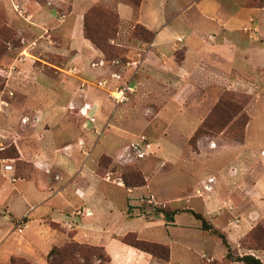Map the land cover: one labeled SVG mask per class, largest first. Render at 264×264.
Returning a JSON list of instances; mask_svg holds the SVG:
<instances>
[{"label": "rangeland", "instance_id": "1", "mask_svg": "<svg viewBox=\"0 0 264 264\" xmlns=\"http://www.w3.org/2000/svg\"><path fill=\"white\" fill-rule=\"evenodd\" d=\"M120 1L133 7L137 16L141 0H0L1 166L12 164L15 175L25 176L17 170L18 144L30 150L47 132L62 135L63 142L70 143L65 137L76 140L79 132V147L82 151L94 147L97 170L103 177L123 184L125 179L131 184L143 179V185L125 186L131 194L127 212L132 216L164 218L157 209L191 208L206 215V221L225 235L232 257L252 254L264 263V250L250 249L248 232L240 237L248 225L252 229L264 224V84L253 91L225 88L201 95L153 90L140 74L141 61L153 39L141 32L142 24L122 22L120 16L116 25L102 14L92 19L89 28L102 47L91 43L96 54L86 57L82 48L83 57L73 59V50L81 49L77 37L85 38L86 11L95 5L116 14ZM247 3L264 6V0ZM233 4L230 0V7ZM147 10L145 5L143 16L148 17ZM125 83L131 90L117 102L113 97L119 93L113 91ZM85 104L93 110L88 116L80 111ZM48 110L55 112L43 118ZM87 129L93 132L91 140L86 138ZM134 188L142 190L135 194ZM242 194L262 209L250 224L243 223L247 207ZM148 197L157 204L141 201ZM206 203L217 208L213 221L208 220L211 215H207ZM0 214H4L3 208ZM178 218L188 220L190 226L198 223L188 228L187 240H179L193 251L173 249L174 259L181 264H245L226 258L221 239L202 229L191 212L180 213ZM166 222L155 228L153 242L171 244L169 235L174 230ZM71 242L76 241L71 239L57 249ZM84 246V253L75 255L72 264L105 263L100 251L102 261L94 256L96 245ZM68 259L63 264H69Z\"/></svg>", "mask_w": 264, "mask_h": 264}, {"label": "crops", "instance_id": "2", "mask_svg": "<svg viewBox=\"0 0 264 264\" xmlns=\"http://www.w3.org/2000/svg\"><path fill=\"white\" fill-rule=\"evenodd\" d=\"M247 2L234 0L230 7V0H141L137 16L129 4L118 2L116 10L122 22L134 21L154 32L152 45L141 61L144 84L153 90L200 95L225 88L253 91L264 84V6H250ZM145 5L148 17L142 15ZM79 17L82 19V13ZM77 38L81 49L73 50V59L83 57L82 48L86 57L96 54L91 42ZM53 112L45 111L43 118H49ZM76 134V140L65 137L72 140L69 143L63 142L62 135L47 132L40 144L30 150L18 144L17 170L25 176L15 175L14 168L4 170L0 154V208L4 209V214H0V264H9L12 257L48 264L51 248L71 239L103 247L109 256V261L103 264H181L174 259L173 249L193 251L191 245L179 240H187L188 228L197 227L198 223L190 226L188 220L178 216L192 209L180 208L173 220L164 224L174 230L169 235L167 260L124 243L121 238L128 233L153 242L155 228L165 219L156 215L132 216L127 212L131 194L123 182L109 180L99 173L94 147L82 151L78 145L81 133ZM92 135L87 129L86 138L91 140ZM139 190L142 189L134 188L133 192L139 194ZM119 195L120 199L116 197ZM241 198L247 207L243 223L250 224L260 205L244 194ZM205 207L212 217L208 220L213 221L217 208L209 203ZM201 215L206 219V215ZM51 223L61 228H53ZM248 226L240 237L251 229Z\"/></svg>", "mask_w": 264, "mask_h": 264}, {"label": "trees", "instance_id": "3", "mask_svg": "<svg viewBox=\"0 0 264 264\" xmlns=\"http://www.w3.org/2000/svg\"><path fill=\"white\" fill-rule=\"evenodd\" d=\"M101 14L103 15L104 20L106 19L107 21H110V22L113 21V25L118 24V21H119L118 13L115 14L112 11H108L102 7H96L94 5L86 11V13L84 14V18H83V35L85 39L89 40L91 43H94L95 45H97V47H102V44L99 42L100 39L97 38L93 34V32L90 30L89 27H90V21L94 19L95 17H98V15H101ZM140 29H141V32L149 35L148 40H150L151 38L152 39L154 38V32L148 30L145 26L140 27ZM135 32L136 33L138 32L136 28H135ZM124 184L126 187H134V186L143 185L144 181L142 179L140 181L135 182L134 184H131L125 179ZM188 211L191 212L195 216L196 219H199L201 221L202 229L211 231L212 233L216 234L218 238L221 239L222 244L226 248V258H229L232 261H236V262H243L245 264H264L260 260V258L252 254L237 255L235 257H232L230 245L225 235L222 232L217 231V229H215L212 224L208 223L206 219L200 213L195 212L193 210H188ZM157 212L163 214L164 218L167 221H172L174 215L178 211L169 212L166 209L162 208V209H157ZM52 225L57 226V224L55 223H51V226ZM131 236L133 237L131 238ZM121 240L124 243L129 244L139 250L148 252L157 258H160L163 260H167L169 258L170 249L168 245L140 239L137 237L135 233H128L125 236H123ZM247 240L250 242V246H251L250 249L264 250V224H259L253 227L252 229H250L246 236V241ZM84 245H87V244H84ZM84 245L79 244L77 242H71L70 244L65 245L59 249H57L58 246H53L48 254V259H49L48 263L49 264H63L64 261L67 258H69L68 259L69 264H72L73 263L72 260L75 255L79 256L84 253L85 251L84 249L87 248ZM90 246H93V245H90ZM94 247L95 248H92L94 249V253H93L94 256H96L98 260L102 261V256L100 253H98V251H100L101 253H103V255L106 258L104 261L108 262L109 256L105 253L103 247L101 246H94ZM10 264H32V263H30L24 258L12 257Z\"/></svg>", "mask_w": 264, "mask_h": 264}, {"label": "built area", "instance_id": "4", "mask_svg": "<svg viewBox=\"0 0 264 264\" xmlns=\"http://www.w3.org/2000/svg\"><path fill=\"white\" fill-rule=\"evenodd\" d=\"M178 41H180V38L177 39ZM113 76L115 78H119V76L117 74H113ZM128 90H131L130 89V86H129V83H125L124 86H122L121 88H118L116 89L115 91H113L114 93L117 92L119 94L117 95H114L116 97H113L117 102H119L120 100H122V98H125V92L128 91ZM82 115L84 116H88L89 112L91 111V105L89 104H85L81 109H80ZM90 121L91 122H94L95 121V117L91 116L90 118ZM142 141L144 140V138L141 139ZM140 156H143V153H140L139 154ZM3 169L6 170V171H12L13 170V165L12 164H4L3 166ZM142 202H146L148 204H154L156 205V201L154 200L153 197H148V198H142L141 199Z\"/></svg>", "mask_w": 264, "mask_h": 264}]
</instances>
